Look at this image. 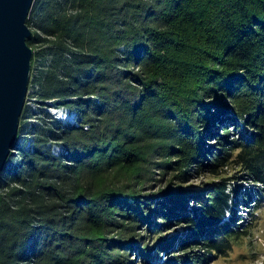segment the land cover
Segmentation results:
<instances>
[{"label": "trees", "instance_id": "16d2710c", "mask_svg": "<svg viewBox=\"0 0 264 264\" xmlns=\"http://www.w3.org/2000/svg\"><path fill=\"white\" fill-rule=\"evenodd\" d=\"M28 25L33 97L77 123L43 111L26 131V105L0 179V264H126L149 249L143 225L176 264L229 256L248 232L222 224L232 182L264 189V0H36ZM195 171L224 178L171 187ZM158 174L171 186L150 195ZM173 220L187 229L167 241Z\"/></svg>", "mask_w": 264, "mask_h": 264}, {"label": "rangeland", "instance_id": "374dc122", "mask_svg": "<svg viewBox=\"0 0 264 264\" xmlns=\"http://www.w3.org/2000/svg\"><path fill=\"white\" fill-rule=\"evenodd\" d=\"M31 87V86H30ZM37 89H30L27 106L29 107V113L27 115L25 129L26 131L34 128L35 124L40 125V122L37 120V117H40V114L43 111L49 112L53 117L58 118L65 123H77L75 119V114L72 110L56 106L55 103L50 102L49 106H44L40 104L33 96ZM26 106V107H27ZM25 140V139H24ZM33 137L28 138V141L31 142ZM53 152L56 154L63 152V147L61 145H54ZM235 170L230 168L227 169L224 173V177L235 175ZM237 175V174H236ZM171 176H161L158 174L155 176L156 180L149 182L145 192L156 194L159 196L161 190L167 189L171 186L170 182ZM182 180H175L174 186L175 190H179L180 187L175 186L176 182L179 185L184 187L181 190L189 193H196L207 188L209 184L218 183L222 180V176H209L206 172H194L191 176ZM232 186L229 191L237 189L239 186L240 189L238 193L232 196V209L228 210L222 224L233 223V225L239 227V231L245 230L244 239L239 245H236L233 251L230 252L229 256L223 257H212L208 264H264V189L260 188L253 183L248 181H238L232 182ZM235 187V188H234ZM151 189V190H149ZM160 190V191H159ZM157 198V197H156ZM192 200V199H191ZM247 200L249 202H247ZM192 209L194 208L193 202L190 201ZM234 211V212H233ZM171 213V211H169ZM231 212V213H230ZM231 221V222H230ZM155 222H159V219H156ZM148 225H143L140 227L138 233L142 235V244L144 248H149L148 251L143 252L137 247L132 248L128 253V258L126 264H176L174 259L179 255L181 250H172L163 251L158 253L156 250L155 242L151 237V232L148 230ZM187 224L185 222H175L173 220L170 225L160 233L167 241L176 239L178 236H181L186 232ZM144 241V242H143ZM121 256H125V252L121 249L118 250ZM202 253L205 252L203 249H199ZM207 253V252H206Z\"/></svg>", "mask_w": 264, "mask_h": 264}, {"label": "water", "instance_id": "95a60500", "mask_svg": "<svg viewBox=\"0 0 264 264\" xmlns=\"http://www.w3.org/2000/svg\"><path fill=\"white\" fill-rule=\"evenodd\" d=\"M36 0H0V179L20 134L35 50L28 20Z\"/></svg>", "mask_w": 264, "mask_h": 264}]
</instances>
